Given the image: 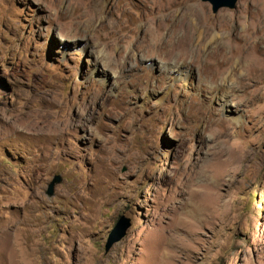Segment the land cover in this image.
<instances>
[{"label": "rangeland", "instance_id": "374dc122", "mask_svg": "<svg viewBox=\"0 0 264 264\" xmlns=\"http://www.w3.org/2000/svg\"><path fill=\"white\" fill-rule=\"evenodd\" d=\"M167 1L0 0V264H264V0ZM186 5L178 78L137 51Z\"/></svg>", "mask_w": 264, "mask_h": 264}, {"label": "bare ground", "instance_id": "6f19581e", "mask_svg": "<svg viewBox=\"0 0 264 264\" xmlns=\"http://www.w3.org/2000/svg\"><path fill=\"white\" fill-rule=\"evenodd\" d=\"M168 1H172V0H168ZM204 11H205V7L202 5H199L196 7L193 5H186L182 8L181 14L177 19L178 21L174 24H173L174 12L170 11L168 13V18H167V22H168V25H167L168 28L167 29L169 30L168 31V37L165 40H161L160 34H158L159 31L156 28L157 26L154 27L151 24V21H150L151 19L147 20L145 31H144V36L142 37V41H141L140 45H138L139 50L138 51L136 50V51L138 53H141L140 55L144 58L152 56V55H155L157 58H159L161 61V65H159V66H160V71L162 74L165 72H167V73L171 72V73L175 74V76L178 78L186 77L187 71L186 70L184 71V69L180 66L183 65L185 62V59L189 55H191L194 50H196V48L193 49L191 47V46H193L192 43L194 42L198 47L199 46L201 47L204 44V42L207 40V38L209 37V34H206V32H205V34L202 33L198 29V26L194 27V26L190 25L189 20L192 17H196V16H198L200 18L203 17ZM260 12H261L260 13L261 18L264 20V9H261ZM81 14L82 13H80V15ZM87 15L85 13V16L83 15L84 17L83 18L81 17V19H79L80 21L78 22V24L88 25L91 23L92 20L95 19L94 14L91 15V13H90V16L89 15L87 16ZM163 28H166V26H164ZM253 31H254L253 27L251 26V27H249V29L247 31L239 32L238 35L240 36V38H242V37H245L246 32H248L249 33L248 36L251 37V33ZM215 36L219 37L220 34L215 33ZM253 36H257L259 38L258 39L259 43H264V23L263 22L259 27V32L258 33L253 32L252 37ZM230 44H231L230 39L224 41L222 47L219 50L226 48ZM173 49H176L178 52V57H176V60L173 59V54H172ZM221 56L222 55H220V54L218 55V57H221ZM221 58H222V61H221L222 65L217 70L216 74H222L223 70H224V66H225V64H227L228 57L223 56ZM178 61H181V63H179ZM196 61H198V59L194 60L193 62H196ZM205 62L207 64H210L209 63L210 57H205ZM113 66H114V64H113ZM232 79H233L232 76H230V77L226 76L225 82L226 83L232 82ZM226 87H228V86H226Z\"/></svg>", "mask_w": 264, "mask_h": 264}, {"label": "water", "instance_id": "95a60500", "mask_svg": "<svg viewBox=\"0 0 264 264\" xmlns=\"http://www.w3.org/2000/svg\"><path fill=\"white\" fill-rule=\"evenodd\" d=\"M208 2L211 6V11L216 13L221 8L234 9L238 0H201ZM61 178L55 176L48 185L47 195L51 196L53 194L54 186L60 183ZM130 227V219L126 216H120L112 229L107 235L105 242V251L107 252L114 243L119 242L126 233V230Z\"/></svg>", "mask_w": 264, "mask_h": 264}]
</instances>
